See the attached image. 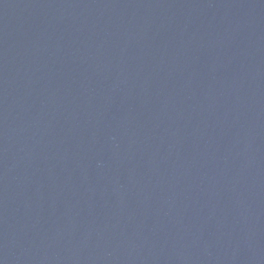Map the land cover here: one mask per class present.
Returning a JSON list of instances; mask_svg holds the SVG:
<instances>
[{
	"label": "water",
	"instance_id": "water-1",
	"mask_svg": "<svg viewBox=\"0 0 264 264\" xmlns=\"http://www.w3.org/2000/svg\"><path fill=\"white\" fill-rule=\"evenodd\" d=\"M0 264H264V0H0Z\"/></svg>",
	"mask_w": 264,
	"mask_h": 264
}]
</instances>
